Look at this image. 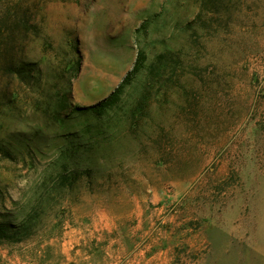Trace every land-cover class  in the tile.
<instances>
[{"label": "rangeland", "instance_id": "rangeland-1", "mask_svg": "<svg viewBox=\"0 0 264 264\" xmlns=\"http://www.w3.org/2000/svg\"><path fill=\"white\" fill-rule=\"evenodd\" d=\"M215 1L27 0L0 264H264V0ZM139 50L173 55L123 80Z\"/></svg>", "mask_w": 264, "mask_h": 264}, {"label": "trees", "instance_id": "trees-1", "mask_svg": "<svg viewBox=\"0 0 264 264\" xmlns=\"http://www.w3.org/2000/svg\"><path fill=\"white\" fill-rule=\"evenodd\" d=\"M206 1L209 6H216L215 0H205V2ZM6 11L5 13L0 14V47L4 50H8V48L13 50L14 48L21 45L20 43L23 38H26L31 31L36 29V25L33 23V14L31 12V7L27 4V0H16L12 2V12L6 14ZM171 55H173L171 51L161 52L155 56L154 60L149 63L148 66H146L147 56L145 51L139 50L133 64V69L123 78V80L130 79L131 76L136 75L137 73H140L144 70H149L151 72V77L159 75L160 71L164 69V67L162 68L160 64L164 60H168ZM170 60L171 59H169V61ZM0 69L7 74L10 72L23 73L25 71L21 66L16 67L12 58L6 57H4L2 64H0ZM120 87L121 84H119L116 87V90H114L102 102L79 109L87 111H95L100 108L105 109L108 102H110L112 98L116 96ZM145 88L147 89L146 86L141 88V91L144 92Z\"/></svg>", "mask_w": 264, "mask_h": 264}]
</instances>
